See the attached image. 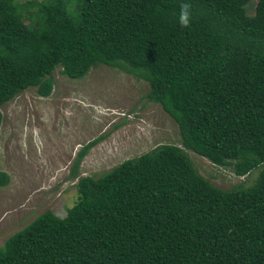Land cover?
<instances>
[{"label": "trees", "instance_id": "1", "mask_svg": "<svg viewBox=\"0 0 264 264\" xmlns=\"http://www.w3.org/2000/svg\"><path fill=\"white\" fill-rule=\"evenodd\" d=\"M99 65L143 80L179 143L78 178L65 216L38 215L0 264H264V0H0V107L27 88L48 97L56 68L75 80ZM187 151L259 172L219 191Z\"/></svg>", "mask_w": 264, "mask_h": 264}, {"label": "rangeland", "instance_id": "2", "mask_svg": "<svg viewBox=\"0 0 264 264\" xmlns=\"http://www.w3.org/2000/svg\"><path fill=\"white\" fill-rule=\"evenodd\" d=\"M253 5L247 4V13ZM58 71L52 72L48 97L27 88L0 107V172L6 175L0 186V247L45 211L63 218L76 202L78 178H96L159 145L179 143L174 122L145 99L143 80L101 65L75 80ZM93 140L74 168L78 152ZM186 155L219 191L248 187L259 172L255 168L235 177L188 151Z\"/></svg>", "mask_w": 264, "mask_h": 264}, {"label": "clouds", "instance_id": "3", "mask_svg": "<svg viewBox=\"0 0 264 264\" xmlns=\"http://www.w3.org/2000/svg\"><path fill=\"white\" fill-rule=\"evenodd\" d=\"M180 7L179 23L182 28H187L191 23V5L184 3Z\"/></svg>", "mask_w": 264, "mask_h": 264}]
</instances>
